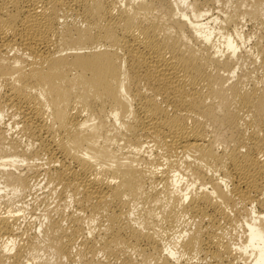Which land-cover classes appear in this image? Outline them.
<instances>
[{
  "label": "bare ground",
  "instance_id": "obj_1",
  "mask_svg": "<svg viewBox=\"0 0 264 264\" xmlns=\"http://www.w3.org/2000/svg\"><path fill=\"white\" fill-rule=\"evenodd\" d=\"M0 193V264H264V0H0Z\"/></svg>",
  "mask_w": 264,
  "mask_h": 264
},
{
  "label": "rangeland",
  "instance_id": "obj_2",
  "mask_svg": "<svg viewBox=\"0 0 264 264\" xmlns=\"http://www.w3.org/2000/svg\"><path fill=\"white\" fill-rule=\"evenodd\" d=\"M243 29H244L243 34H246L245 37L247 36V34H248V36L249 35L251 36L252 28L248 24H246V26H244ZM250 45H251V42L250 43L248 42L247 46H250ZM43 186H44V184H42V186L37 188L38 192L37 191L34 192V194H36L37 196L32 193L33 195L28 194L25 196L15 197L11 194L10 196H7L4 200L5 202H7L8 206H10V208L12 207L14 210L19 209V208H20L19 210H21V208H22L21 215H22V217H24L22 220V222H23L22 225L24 227L26 225V227H27L28 224H30L31 229L34 230V233H38V231H41V229H40L41 223L43 224L46 222L44 214H46V211H48L49 209H51L55 205L54 204V198L51 197L49 194H47L49 189H46V188L44 189ZM41 187L43 188V190ZM3 194L4 193H0V196ZM48 196H50V197H48ZM4 201H3V203H4ZM32 226H33V228H32ZM34 233H32V234H34ZM37 252L38 253H35L36 258H37L35 262L40 263V264H55L57 262L56 257L54 255H52L51 252L46 251L44 249L39 250Z\"/></svg>",
  "mask_w": 264,
  "mask_h": 264
}]
</instances>
